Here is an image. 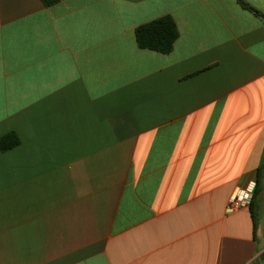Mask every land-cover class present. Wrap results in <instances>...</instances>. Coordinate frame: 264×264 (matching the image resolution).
I'll return each mask as SVG.
<instances>
[{
	"label": "crops",
	"instance_id": "1",
	"mask_svg": "<svg viewBox=\"0 0 264 264\" xmlns=\"http://www.w3.org/2000/svg\"><path fill=\"white\" fill-rule=\"evenodd\" d=\"M264 15V0H244ZM169 54L138 47L164 16ZM0 264H254L226 205L264 152V20L237 0H0Z\"/></svg>",
	"mask_w": 264,
	"mask_h": 264
},
{
	"label": "trees",
	"instance_id": "2",
	"mask_svg": "<svg viewBox=\"0 0 264 264\" xmlns=\"http://www.w3.org/2000/svg\"><path fill=\"white\" fill-rule=\"evenodd\" d=\"M46 5H51L55 0H42ZM238 3L258 17L264 20V15L248 5L244 0H237ZM179 37L178 27L172 16H164L152 22L140 26L136 30V41L139 48L155 51L161 54H169L173 51L175 42ZM20 139L16 133H9L0 138V150L5 152L19 145ZM264 174V152L261 163L257 170L256 188L254 199L249 207L254 222V231L257 230L258 221V197L262 191V176ZM254 264H264V253Z\"/></svg>",
	"mask_w": 264,
	"mask_h": 264
},
{
	"label": "built area",
	"instance_id": "3",
	"mask_svg": "<svg viewBox=\"0 0 264 264\" xmlns=\"http://www.w3.org/2000/svg\"><path fill=\"white\" fill-rule=\"evenodd\" d=\"M256 180H250L245 186L238 188L226 205V212L234 214L249 208L254 199Z\"/></svg>",
	"mask_w": 264,
	"mask_h": 264
}]
</instances>
